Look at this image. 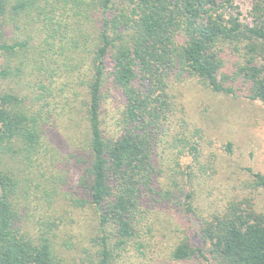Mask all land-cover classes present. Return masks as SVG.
Instances as JSON below:
<instances>
[{"label":"trees","instance_id":"trees-1","mask_svg":"<svg viewBox=\"0 0 264 264\" xmlns=\"http://www.w3.org/2000/svg\"><path fill=\"white\" fill-rule=\"evenodd\" d=\"M232 1L0 0V264H136L166 233L164 214L195 211L197 173L179 159L200 162L193 136L202 130L187 134L182 116L174 131L173 116L184 113L175 81L194 76L213 92L264 103V0H253L251 21ZM55 114L68 118L65 152L48 138ZM166 140L177 151L170 171ZM73 168L72 205L95 211L77 252L61 217L35 213ZM248 170L246 190L199 218L204 247L184 230L173 259L264 264L255 193H264V174Z\"/></svg>","mask_w":264,"mask_h":264},{"label":"rangeland","instance_id":"rangeland-1","mask_svg":"<svg viewBox=\"0 0 264 264\" xmlns=\"http://www.w3.org/2000/svg\"><path fill=\"white\" fill-rule=\"evenodd\" d=\"M233 10L246 21H251V9L253 0H233ZM174 92L177 95L175 101L179 108H184V113L178 112L173 116L174 131L178 129L177 119L184 116L189 130L187 134L193 135L197 128L202 130L201 137L193 136L201 144L202 156L200 162H196L192 155L185 154L179 159L181 169L195 171L192 185L197 192L194 201L195 211L184 214L180 208L170 210L163 217L168 220V229L162 233V239L155 252H149L145 259L136 256V264H210L209 261L199 256L187 260H175L171 256V249L182 236L184 230H188L195 247H204L201 237L198 235L199 218L207 215L214 206L226 203L234 194L246 190L252 182L253 176L248 170L264 174V103L260 100H250L240 96L226 95L210 90L203 85L197 77L185 75L180 81H175ZM107 107H109L107 105ZM50 132L48 138L53 137V143L60 147L61 152L70 150V140L67 136L69 128L67 116L55 114L49 121ZM171 136H165V139ZM231 143V150L227 144ZM166 150L160 148L164 155L165 169L170 171L176 168L177 151L164 142ZM54 160L55 169L58 170L61 155ZM212 162V164L210 163ZM72 164L69 165V168ZM204 168L201 170V166ZM47 173L53 172L52 165L46 168ZM165 180V178H162ZM78 174L73 168L69 172L68 183L64 188H58L44 206L37 207L36 217L46 218L47 215L57 216L63 219L61 229L69 232L65 237L75 243L73 252L80 250L85 241L84 236L93 233L95 224V211L92 207L75 208L70 200L71 193L75 191ZM189 188L188 176L181 180ZM249 192V191H247ZM259 206L264 205V193L255 192ZM176 191V195H179ZM178 202L177 196L173 199ZM175 203V202H173ZM163 234H165L163 236ZM71 238V239H69ZM134 253V252H132Z\"/></svg>","mask_w":264,"mask_h":264}]
</instances>
